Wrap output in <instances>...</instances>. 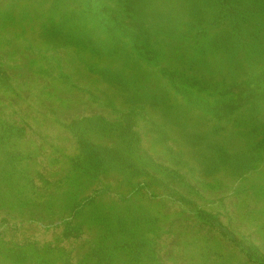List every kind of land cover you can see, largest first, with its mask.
<instances>
[{
	"label": "rangeland",
	"instance_id": "obj_1",
	"mask_svg": "<svg viewBox=\"0 0 264 264\" xmlns=\"http://www.w3.org/2000/svg\"><path fill=\"white\" fill-rule=\"evenodd\" d=\"M0 264H264V0H0Z\"/></svg>",
	"mask_w": 264,
	"mask_h": 264
}]
</instances>
